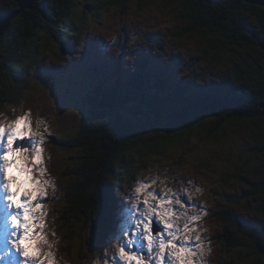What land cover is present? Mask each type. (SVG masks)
I'll return each instance as SVG.
<instances>
[{
  "label": "rangeland",
  "instance_id": "rangeland-1",
  "mask_svg": "<svg viewBox=\"0 0 264 264\" xmlns=\"http://www.w3.org/2000/svg\"><path fill=\"white\" fill-rule=\"evenodd\" d=\"M4 2L0 0V9ZM177 7L161 0H148L146 4L139 5L136 0L125 10L114 8L99 15L96 11L84 10L79 3L73 19L83 24V31L79 34L74 54L63 58L56 50L57 54L49 56L43 68H32L30 85L23 91L20 102L0 109L9 116L13 109L30 112L33 118L39 117L45 121L41 131L48 129L42 145L38 146L44 149L45 178L55 183V190L49 186L48 196L41 199L46 213L42 231L51 248L40 245L55 254V264H125L117 251L119 245H125L128 252L144 257L146 264H156L155 251L149 252L143 228L135 223L143 211L142 205L135 207L137 201L142 199L135 195V188L140 183H150L154 178L157 182L152 185V191L163 195L166 189L171 188L183 198L185 208L177 205L176 211L208 213L197 222L198 231L208 229L207 232L199 231L203 247L212 249L206 258L208 264H222L223 255L227 256L229 264L257 262L249 246L230 250L228 255L225 253L223 225L217 219L220 217L217 213L230 200L250 194V185L257 184L258 174L264 173V155L255 154V141L245 125H231L215 138L208 136V131L195 132L188 139L168 146L163 154L146 155L144 152L146 164L141 165L136 177L123 186L121 205L124 218L120 222V229L109 237V246L103 252L101 248L98 253L90 251L95 248H90L86 243L83 224L73 226L62 219L66 208L64 194L69 184L64 174L75 163H70L71 157L78 152L59 146L52 137L70 141V137L75 135L87 115L88 104L82 101L95 85L114 79L118 72L129 75L124 70L125 65L136 67L145 61L153 73L173 75L176 80L194 87L199 94L210 92L220 84L224 86L230 79L234 80L235 69L241 73L247 70L249 74L256 73L253 68L259 56L255 53L235 50L218 61L205 56V42L194 35L181 34L188 25L179 18ZM244 20L254 26V20L249 15L246 14ZM32 128L35 129V122ZM39 139L25 137L16 144L31 151ZM4 152L5 148L0 147V153ZM35 174L38 175V172ZM11 175L14 179H24L16 168L12 169ZM12 186L17 187V184ZM22 187L24 191L27 185ZM197 188L202 191L197 192ZM247 195L232 211L264 231V197L254 195L247 199ZM37 213L34 214L40 215ZM184 222L181 219V225ZM154 224L160 226L162 231L153 236L159 237L163 233L167 238L163 224L157 217H153V227ZM3 228H6L4 224L0 227V242L4 241L6 234H15L14 229L5 231ZM38 231L41 232L37 229V234ZM196 234L189 233L193 237ZM245 241L246 244L250 243ZM196 243L193 239L191 246L195 248ZM0 264H20V257L14 253H3L0 248Z\"/></svg>",
  "mask_w": 264,
  "mask_h": 264
},
{
  "label": "trees",
  "instance_id": "trees-1",
  "mask_svg": "<svg viewBox=\"0 0 264 264\" xmlns=\"http://www.w3.org/2000/svg\"><path fill=\"white\" fill-rule=\"evenodd\" d=\"M133 1L136 0H45L21 14L0 39V109L20 102L30 85L32 68H43L56 50L63 58L74 54L83 31V24L73 19L79 3L84 10L102 15L114 8L125 10ZM161 1L178 6L179 18L188 25L181 34L194 35L205 42V56L218 61L235 50L252 52L259 56L253 68L256 73L235 69L234 80L199 94L173 75L153 73L145 61L136 66L135 74L118 72L114 79L88 92L87 115L79 130L70 141L56 136L52 139L78 152L71 157L70 163H75L64 174L69 184L62 219L73 226L83 224L85 241L95 248L90 249L92 253H98L100 248L103 252L109 246V237L120 229L124 218L123 186L146 164L144 152L163 154L168 146L195 132L208 131V136L215 138L238 124L245 125L255 141V154L264 155V52L260 49L264 9L243 0ZM17 9L14 0H5L0 18ZM246 14L253 18L254 26L244 20ZM100 102L116 104L130 112L115 120ZM258 176L259 182L250 185L252 192L230 200L217 213V219L223 225L222 244L227 255L230 250L249 246L257 257L255 264H264V231L232 211L245 195L247 199L264 197V173ZM222 260V264H229L227 256L223 255Z\"/></svg>",
  "mask_w": 264,
  "mask_h": 264
},
{
  "label": "snow or ice",
  "instance_id": "snow-or-ice-1",
  "mask_svg": "<svg viewBox=\"0 0 264 264\" xmlns=\"http://www.w3.org/2000/svg\"><path fill=\"white\" fill-rule=\"evenodd\" d=\"M82 102H89L84 99ZM101 106L106 108L107 114L112 116L113 119L119 120L130 111L124 107L116 104H105L100 102ZM31 113L21 116L18 120L13 122L10 130L0 128V147L6 149L3 153L5 164L0 171H2L6 178V183L3 185L8 207L23 209L22 213L12 215V227L15 230L23 228V239L15 241L17 251H21L26 258V264H55V254L48 250L39 247L38 245L44 244L51 248V243L48 238L43 234L45 226L44 216L46 213L43 211V204L41 199L48 196V187L51 186L55 190V183L46 179L47 169L43 167L44 159L42 146L43 139H39L33 145L31 151L23 146H18L16 142L25 137H33L32 122L30 120ZM45 123V121H41ZM15 124H23L24 127L17 129ZM37 135H41L38 134ZM34 153L35 155H31ZM27 154V155H26ZM21 161L17 165V159ZM34 161L31 166L29 162ZM13 168H16L24 177L23 180L14 179L11 175ZM38 172V175L35 173ZM154 178L150 183H140L135 188V195L142 197L138 200L135 207L143 206V211L139 213L136 219V226L142 227L144 236L148 240L149 252L155 251L156 264H198L197 257L201 256L204 252L202 237L199 231L207 232V228L198 231L197 222L201 221L208 215L205 211L202 214L195 212L190 214L188 211L178 212L176 206L185 208V202L182 197L177 196L176 192L171 188L166 189L163 195L159 192L151 190L152 185L156 184ZM17 184V187L27 185L24 190L23 197L20 200L15 199L18 195L17 192L12 190V185ZM187 191V189H185ZM197 192L202 191L200 188L196 189ZM146 194V195H145ZM39 212L40 215L36 216L34 213ZM22 216V221L20 217ZM153 217H157L163 224L164 232L167 233V238L161 233L159 237L153 236ZM186 218V219H185ZM8 219V216L5 217ZM184 219L183 225L180 221ZM38 221V223H37ZM40 229L41 232L36 234V230ZM189 233H197L194 237ZM193 239L197 242L195 248L191 246ZM25 241H31L32 245L25 244ZM118 254L125 264H146L145 258L136 253H130L126 250L125 245L118 246ZM208 251H211L209 247ZM199 264H204L203 259Z\"/></svg>",
  "mask_w": 264,
  "mask_h": 264
},
{
  "label": "bare ground",
  "instance_id": "bare-ground-1",
  "mask_svg": "<svg viewBox=\"0 0 264 264\" xmlns=\"http://www.w3.org/2000/svg\"><path fill=\"white\" fill-rule=\"evenodd\" d=\"M14 176H15V174H14ZM0 178H1V181H2V183L0 185V188H1L0 189V194H1V196H0V223H1L0 224V227H2L3 224H4V227L6 226V228H3V229L5 231H8V230H13L14 229L12 227L11 218L9 216V213H11L12 215H17V214H19V211H21V213L23 211L20 210V209L10 208V207L7 206L8 205V201L6 199V202H5L6 196H5V192H4V188H3V185L6 183V178H5V175H4V173L2 171L0 172ZM20 187L17 188L16 186L15 187L12 186V190L14 192H17L18 193V195L15 197V199H17V200H20L21 197H22V194L24 193L23 187L22 186H20ZM25 187H26V185H25ZM6 216H8V219L7 220L5 219ZM21 221H22V218H21ZM14 233L15 234H13L11 232L10 234H6L5 237H3V240L4 241L3 242H0V248H2V252L3 253L5 252V253H14V254H17L20 257V264H26V260H25V258L23 256L22 252L21 251H17V249L15 247V243H14L19 238L20 239H23L24 230H23V228H20L18 231L14 229ZM38 233H39V231H38ZM36 234H37V232H36ZM25 244L31 245L32 242L31 241H25ZM41 246L42 245H40L39 247H41ZM21 255H22L23 258H21Z\"/></svg>",
  "mask_w": 264,
  "mask_h": 264
},
{
  "label": "clouds",
  "instance_id": "clouds-1",
  "mask_svg": "<svg viewBox=\"0 0 264 264\" xmlns=\"http://www.w3.org/2000/svg\"><path fill=\"white\" fill-rule=\"evenodd\" d=\"M124 70L126 73H128L129 75H133L137 72V68L136 67H130L128 65H125L124 66ZM28 113L30 112H25V111H18L16 109H13L12 110V115L9 116L7 115L4 111H0V128L2 129H5V130H10V126L13 125V122L18 120L21 116L23 115H27ZM30 120L32 122V125L33 123L35 122V129L33 130V138H40V139H45V135L44 133L48 131L47 128H43V131H41V128L43 127V125L45 123H41V121H44L43 119L39 118V117H35L33 118L32 116H30ZM17 129H20V128H23L24 125L23 124H15L14 125ZM38 134H41V135H37ZM6 151V149H5ZM27 155V154H26ZM31 155H35L34 153H32ZM11 159H17L16 157H11ZM21 163L20 160L17 159V165H19ZM32 163H34V161L32 162H29V166L32 165ZM0 164H2V167L4 166L5 164V161L3 159V153H0ZM209 248L207 247H204V252L202 253V257L201 256H198L197 257V261H198V264L200 262L201 259H203L204 261V264H208L207 262V256L211 254L212 252V249L211 251L209 252L208 251Z\"/></svg>",
  "mask_w": 264,
  "mask_h": 264
},
{
  "label": "water",
  "instance_id": "water-1",
  "mask_svg": "<svg viewBox=\"0 0 264 264\" xmlns=\"http://www.w3.org/2000/svg\"><path fill=\"white\" fill-rule=\"evenodd\" d=\"M18 6V9L15 12L8 13L0 18V39L4 36V34L9 30L11 23L17 19L21 14L26 12L27 10H32L39 2L45 0H14ZM245 4H249L252 6L261 7L264 9V0H243ZM260 49L264 52V39L260 43ZM162 231L160 226L154 224L153 234L157 235ZM149 261V258H147Z\"/></svg>",
  "mask_w": 264,
  "mask_h": 264
}]
</instances>
